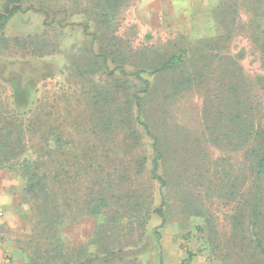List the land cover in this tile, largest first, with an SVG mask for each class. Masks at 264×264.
<instances>
[{
	"label": "rangeland",
	"instance_id": "rangeland-1",
	"mask_svg": "<svg viewBox=\"0 0 264 264\" xmlns=\"http://www.w3.org/2000/svg\"><path fill=\"white\" fill-rule=\"evenodd\" d=\"M219 2L22 0V10L15 11L0 27V126L6 127L8 121L23 123L24 128L34 123L32 130L37 132L42 121L50 119L53 133L62 125L66 137L77 139V144H68L65 149L75 152L91 149L94 162L101 163L99 171H103V176L108 173L109 182L127 170L124 186L141 188V201L146 207H157L163 192L166 195L168 221L160 230V239L157 240L154 229L162 220L152 215L144 235L135 234L136 244L124 247L111 264H246L248 261L237 256L241 242L232 239L238 233L231 218L234 200L228 192L224 194V181L215 175L229 167L215 163L221 162V152L207 143L204 133L202 114L207 92L195 89L175 102L161 96L148 102L151 127L160 131L167 142L170 172L182 174L181 178L170 179L165 188L150 180L154 153L144 127L140 125L138 136L127 125L122 129L102 128L99 119L96 120L101 116H95L90 106L95 93L104 86L112 88L107 71L123 65V59L132 55L138 62L144 48L150 53L143 55L153 61L156 52L165 57L177 44L189 45L206 35L214 36L220 18L217 17L216 23L213 16ZM238 4L247 6L249 2L238 0ZM11 5V0H0V13ZM42 10L50 12L47 24ZM105 11L107 16H103ZM248 19L250 13L246 10L236 18L242 22ZM32 36L33 40L41 39L34 44ZM261 40L264 42V36ZM263 42H254L250 33L241 29L220 43L217 51L236 58L245 75L255 78L264 75ZM43 44L47 46L41 48ZM103 57H108L109 70L104 68ZM128 63L127 70L133 71V64ZM261 94L252 98L255 104L263 101L264 93ZM25 132L30 138V130ZM29 141V146L33 145ZM36 141L34 149H39L40 141ZM205 153L212 157V162H201L200 156ZM107 155L109 159L104 160ZM142 157L148 159L145 167L137 166ZM233 158V170L239 173L241 153L233 154ZM206 168L210 173L201 177ZM89 179L80 178L82 190L69 184L70 197L82 194ZM25 184L18 172L0 167V264H25V252L33 250L27 241L33 226L29 218L32 202L24 192ZM200 205L205 206L214 224L210 244L198 228L204 219L193 214ZM65 226L64 236L70 244L92 239L94 221L86 216L70 220ZM127 236L131 237L125 231L113 237L128 241Z\"/></svg>",
	"mask_w": 264,
	"mask_h": 264
},
{
	"label": "trees",
	"instance_id": "trees-1",
	"mask_svg": "<svg viewBox=\"0 0 264 264\" xmlns=\"http://www.w3.org/2000/svg\"><path fill=\"white\" fill-rule=\"evenodd\" d=\"M11 2L13 5L0 13V27L15 11L22 10V0ZM245 2L249 4L240 6L238 0H220L213 16L216 23L217 17L220 18L214 36L206 35L189 45L177 44L165 57L156 52L153 61L143 55L150 53L144 48L138 62L135 57L132 59V55L123 59V65L107 71L112 78V88L104 86L95 93L90 106L95 116H101L96 120L99 119L102 128L122 129L127 125L133 135L138 136L140 125L144 127L152 140L154 153L150 180L165 188L170 179L181 178L182 174L170 172V157L165 148L167 142L160 131L151 127V120L147 117L148 102L155 96L175 102L195 89L207 92L202 114L204 133L207 143L221 152V162L215 163L219 167H229L215 175L224 181V194L228 192L229 198L234 200L231 218L238 233H234L232 239L241 242L236 254L241 259L248 258L246 264H257L259 260L264 264V99L256 104L252 99L264 93V75L249 78L236 58L217 51L220 43L231 39L241 29L249 32L254 42H263L264 0ZM242 10L250 13L248 21L236 20ZM42 12L44 23H49V10ZM103 16H107L106 11ZM30 38L34 44L41 39ZM46 46L43 44L41 48ZM261 46L264 65V42ZM107 61L108 57H103L104 68L109 70ZM128 62L131 66L133 64V71L127 70ZM163 80L164 83H159ZM212 84L214 86L210 87ZM44 121L37 132L32 130L34 123L24 128L23 123L8 121L6 127L0 126V167L18 172L26 182L24 192L32 202L29 218L33 232L27 241L33 250L25 252V264H111L118 259L117 254L124 247L136 244L135 234L144 235L152 215H158L162 220L154 229L159 240L160 230L168 221L165 206H169V202L165 193L157 207H146L141 201V188L124 186L127 170L109 182L108 173L103 176V171H99L101 163L94 162L91 149L77 152L65 149L68 144H77V139L66 137V132L60 127L62 125L57 133H53L50 119ZM25 129L30 130V138ZM37 139L40 146L34 149ZM29 140L33 145L29 146ZM238 152L241 153L239 163L242 165L239 173L233 170V154ZM107 159L109 155L104 158ZM200 160L203 163L213 161L207 153L202 154ZM147 161L142 157L137 166L145 167ZM209 173L206 168L201 177ZM82 177L90 178L83 193L70 197L69 184L82 190ZM189 206L193 208L192 204ZM193 214L204 219L198 228L210 244V233L215 229L207 209L200 205ZM82 216L94 221L92 239L70 244L64 236L65 225ZM37 229L39 231H35ZM125 231L131 236H127L128 241L113 237Z\"/></svg>",
	"mask_w": 264,
	"mask_h": 264
},
{
	"label": "crops",
	"instance_id": "crops-1",
	"mask_svg": "<svg viewBox=\"0 0 264 264\" xmlns=\"http://www.w3.org/2000/svg\"><path fill=\"white\" fill-rule=\"evenodd\" d=\"M10 195H11V193H9ZM1 197H2V195H1Z\"/></svg>",
	"mask_w": 264,
	"mask_h": 264
}]
</instances>
